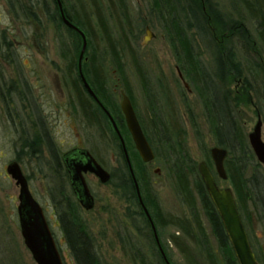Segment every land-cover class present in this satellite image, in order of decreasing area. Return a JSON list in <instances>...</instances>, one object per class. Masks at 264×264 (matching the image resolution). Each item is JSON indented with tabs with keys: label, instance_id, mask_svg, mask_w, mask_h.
<instances>
[{
	"label": "rangeland",
	"instance_id": "rangeland-1",
	"mask_svg": "<svg viewBox=\"0 0 264 264\" xmlns=\"http://www.w3.org/2000/svg\"><path fill=\"white\" fill-rule=\"evenodd\" d=\"M33 1L34 6H37L36 19L28 17L26 10L21 9L18 4L16 13H13L7 1L0 0V264H37L21 237L17 213L20 188L6 172V166L11 161L17 162L27 178L32 197L43 208L44 217L64 264L75 262L64 237L61 218L69 220L73 217L83 223L94 239L101 264H141L140 257L144 258L145 264H157L153 246L147 236L149 231L143 219L138 216L140 211L132 203L129 190L119 184V175L125 177L127 173L117 143L105 121L99 119L100 123L94 121L90 124L85 121L79 109L73 79L76 72L68 69V60L62 56L65 50L63 48L70 49L72 54L71 38L65 34L62 35L63 38L58 36L56 25L45 16L43 0ZM118 1L121 0L82 1L84 11L91 14L93 44L83 53L81 61L93 57L95 63L104 69L110 99L118 109L122 92L130 98L141 129L155 155L151 162L144 163L134 148L129 131V140L122 137L137 180L142 175L146 177L149 183L147 188L156 195L163 213L190 221L189 210L179 200L175 181L167 170L165 151L156 129L158 120L153 117L151 103L157 107V114L163 116L161 118L164 119L165 126L170 127L175 123L177 128L183 130L186 149L196 165L205 160L220 188L231 189V185L227 180L220 179L215 172L209 156V150L215 145L214 137L203 114L201 98L192 80L181 72L169 34L165 31L167 27L158 18L153 1ZM209 1L222 19L242 24L248 33L249 41L244 48L238 40V34L233 36L232 43L227 44V47L232 45L236 60L242 66L243 76L229 81L228 88L241 98L235 106V115L250 148L247 134L254 128L258 116L263 124L261 135L264 142V103L257 101L253 90L249 92L250 104L242 100L245 99V91L241 90L242 78L244 75L251 81L256 78L259 87L261 84L264 87V49L257 36L256 22L250 18L241 0ZM47 2L52 5L51 0ZM95 9L103 16L111 43L119 51L126 85L109 54L110 46H107L97 25ZM180 14L183 16L184 11L181 10ZM147 29L152 36L144 42ZM184 31L188 41L193 43L194 50L199 52L201 63L207 71L212 76L217 74L213 43L200 39L194 29ZM61 38L65 44L63 48ZM174 43H177L176 38ZM252 45L254 49L251 48ZM75 58L77 61L78 55ZM134 58L146 78L148 90L142 87L139 71L133 64ZM249 61L260 63V69L251 66ZM178 71L182 74V79ZM250 71L254 72V78ZM126 87L129 88V94L125 91ZM83 97L88 100L84 95ZM187 107L191 108L195 117V127L202 137L203 148L200 147L195 127L189 120ZM74 147L86 149L106 171L115 174L113 181L103 184L94 175L86 173V184L94 196V207L89 210L78 205L63 166L59 167L55 162V156L60 163L63 152ZM259 165L260 172L264 175V165ZM249 171L248 168L247 174ZM198 209L200 210L199 206ZM249 210L251 237L262 262L264 220L259 218L257 210L252 207ZM200 213L212 254L215 255L217 264H222L218 243L209 232L205 215L201 211ZM173 234L184 240L194 264H208L203 251L185 240L174 226L157 227L159 244L165 247L172 264H191L173 243Z\"/></svg>",
	"mask_w": 264,
	"mask_h": 264
},
{
	"label": "trees",
	"instance_id": "trees-1",
	"mask_svg": "<svg viewBox=\"0 0 264 264\" xmlns=\"http://www.w3.org/2000/svg\"><path fill=\"white\" fill-rule=\"evenodd\" d=\"M6 1L13 13H16V4H18L21 9L26 10V13L29 14L28 17L38 18L37 10H35L37 6H34L35 3L33 0ZM51 1L53 6L48 4L47 0L42 1L45 16L56 25L58 36L61 35L62 37V35L65 34L67 37L71 38L70 45L73 47L71 48L73 49L72 54L69 51L70 49L63 48L65 44L62 41L63 37L61 38L63 42L61 47L65 49L63 50L62 56L68 60V69H72L70 70L71 72H76L73 79L75 81L74 88L77 90L79 109L85 121L90 124H93L94 121L100 123V121H98L99 119L105 121L107 129L111 132L115 143H117L118 152H120L119 154L124 162L125 173L128 174H126L125 177L119 175V184H121L124 189L129 190L132 203L135 204L140 211L138 212V216L140 219H143V223L149 231L147 236H149V242L153 246V253L154 257H156L157 264H166L156 244L152 227L146 215L143 214L136 195L134 194V183L131 180L130 173H128L127 164L124 160L118 136L115 131L112 130L110 120H108L105 112L101 110L95 99H92L86 89H84L81 79H79V58L76 61L75 55L79 57L82 48V37L74 29L64 24L59 5H57V0ZM59 1L62 5L63 15L76 26L78 30H81L86 37L85 53L93 44V36L91 34L92 25H90L92 20L91 14L84 11V7L82 6L83 0ZM121 1L118 2L121 3ZM152 1L154 9L158 13V18L163 22L164 27H167L165 31L169 34L170 43H172V48L176 54L175 56L181 72L195 84L197 94L200 96L201 104L203 105V114L210 126L215 145L227 149V159L224 162V168H226L227 173L226 180L233 190L237 210H239L241 221L243 222L256 261L259 264H264V260L261 262V256L259 257V254L255 251L254 242L251 237V212L249 210L250 207L257 210L259 218L264 220V175L260 172V165L247 146L245 135L243 134L241 125H239L237 115H235V106L239 100L241 101V98L239 94H234L232 90L228 88V82L241 78L243 72L240 62L236 60V54L232 45L227 47V44L232 43L233 36L238 34L240 35L238 40L244 48L249 41V39H247V30L244 29L243 25L240 23H233L230 22V20L226 22L225 19H222L218 12L212 8L209 0ZM241 2L244 7L247 8L250 18L256 22L257 36L264 49V0H241ZM181 10L184 11L183 16L180 14ZM94 14L97 16V25H99L102 35H104L107 46H110L109 54L113 58L114 66L118 70L120 77H122L123 83L126 85L124 67L121 65L119 51L116 49L115 45L111 43L103 16L99 14V11L96 9L94 10ZM184 22L186 23L183 24ZM184 28L194 29L197 31L200 39L206 42L209 41L211 44L213 43L212 52L214 61L216 62L217 74L212 76V74L207 71L204 64L201 63L199 52H196L193 43L188 41L186 32L184 31L186 29ZM175 38L178 44L174 43ZM251 48L254 49V46L252 45ZM133 64L139 71L138 74L141 77L142 87L148 90V86L145 84L146 78L143 76L140 65L135 58L133 59ZM249 64L259 69L261 67L260 63L257 62L249 61ZM80 68H82L83 76L87 80L90 89L93 90L96 98L99 99L102 106L109 111L111 117L115 120L121 136L127 137L129 140L128 130L125 128V122L121 111L118 109L115 102L110 99V94L106 87L104 69L95 63L93 57H89L86 61H81ZM251 74L254 78L255 74L253 71H250V75ZM262 78H264V75H262ZM256 81V78L251 81L246 75L242 78L243 85L241 90L245 91V99L242 98V100H244L245 103L250 104L251 98L249 92L252 90L257 95V101L264 103V87L262 84L259 87ZM125 91L127 94L130 93L128 87L125 88ZM83 95L87 97L88 100L85 99ZM150 108L152 109L153 117L158 120L156 122V129L161 139L162 149L165 151L164 156L168 164L167 170L175 181L179 200L187 206L188 212L190 213V221L163 213L156 195L147 188L149 183L146 181V177L142 175L139 177L138 181L135 173V180L136 183H138L142 203L145 205L148 214H150L153 225H155L156 229L162 226H174L185 240L197 245L203 251V255H205L208 264H217L216 257L212 254L207 233L205 232L203 223H201V211L206 217V222H208L209 232L216 243H218L222 264H238L232 251L231 243H229L226 232L224 231L220 216L215 210L212 201H210L204 183L200 178L197 165L195 161L190 158L188 150L186 149L183 130L180 127L177 128L175 123L170 127H167V125L165 126L164 119L161 118L163 116L156 112L157 107L151 103ZM187 108L191 125L195 127V117L193 116L191 108ZM195 134L201 147L203 141L196 127ZM136 159L139 160L137 155ZM55 160L57 164L59 160L56 159V156ZM248 168L250 171L247 174ZM114 178L115 174L111 173L109 182L113 181ZM61 219L64 237L75 264H101V259L97 253V249H95L94 239L91 237L89 231H87V228L84 227L83 223L74 217L71 219L69 218V220ZM172 241L178 247L181 254L184 255L191 264H194V260L187 249L188 247L183 242L184 240L176 234H173ZM162 248L165 256H167L170 264H172L165 247L162 246ZM140 263L145 264L144 258L140 257Z\"/></svg>",
	"mask_w": 264,
	"mask_h": 264
},
{
	"label": "water",
	"instance_id": "water-1",
	"mask_svg": "<svg viewBox=\"0 0 264 264\" xmlns=\"http://www.w3.org/2000/svg\"><path fill=\"white\" fill-rule=\"evenodd\" d=\"M57 5L60 8V14L62 16L63 22L66 26L74 29L82 37V48L79 54L78 62V74L79 79H81L84 88L87 90L88 94L95 99L101 110L105 112L108 120L111 122L113 131L118 136L120 141L121 150L124 155V160L127 164L129 173L131 174L136 192L138 193L139 203L142 205L144 214H146L147 219L152 227L153 235L155 236L156 244L159 248L161 256L166 264H170L167 256H165L162 247L159 244L158 235H156L155 225H153L150 214L142 203L141 194L138 190V183H136L135 175L132 170V164L129 159L128 151H126L125 142L122 139L120 130L117 128L115 120L111 117L108 110H106L99 99L96 98L92 89H90L87 80L84 78L81 67V58L86 49V37L81 30H78L67 18L63 15L62 5L60 1L57 0ZM147 36L144 37V42H146L152 35L146 30ZM180 78L182 79V74L178 71ZM185 85V83H184ZM187 86V85H185ZM122 100L119 103V108L121 109L123 119L127 130L129 131L131 140H133L134 148L138 152L141 161L144 163H149L154 159V152L151 146L146 140L143 130L140 127L139 120L136 117L135 110L132 107L130 98L125 93H121ZM262 122L260 116H258L255 122L254 128L248 135V144L260 164L264 165V142L262 141ZM227 149L218 147L216 145L212 146L209 150V156L213 162V167L217 176L226 180L227 173L226 168H224V162L227 159ZM81 159L70 158L67 155L63 157L66 165L70 171L71 183L75 191V195L78 197L79 202L85 210L92 209L94 206L93 196L89 191V187L85 182L83 173L89 172L98 178L100 183H107L111 177V173L106 171L100 163L89 153L86 149L80 150ZM69 161V163L67 162ZM6 172L15 180V184L20 188L17 199L19 203L17 205V213L19 226L21 231V237L31 253L34 262L37 264H64L61 259L60 251L56 246V242L53 239L51 229L47 219L44 217L43 208L38 204L35 198L32 197L30 189L28 188L27 178L24 177L22 170L18 166L17 162L11 161L6 166ZM197 170L200 175L201 180L204 183L205 189L207 190L210 201H212L215 210L220 216V220L223 224L224 231L228 237L229 243H231L232 251L235 255L238 264H258L255 258V254L252 251L251 244L248 240L247 233L244 229L243 222L241 221L239 210H237L236 200L234 198L233 190L229 187L220 188L212 171L208 168L205 160H202L197 164ZM155 172H159L155 170Z\"/></svg>",
	"mask_w": 264,
	"mask_h": 264
},
{
	"label": "flooded vegetation",
	"instance_id": "flooded-vegetation-1",
	"mask_svg": "<svg viewBox=\"0 0 264 264\" xmlns=\"http://www.w3.org/2000/svg\"><path fill=\"white\" fill-rule=\"evenodd\" d=\"M82 82V81H81ZM83 85V84H82ZM84 87V86H83ZM85 89V88H84ZM87 91V90H86ZM80 150H84V149H82L81 147H74V148H72V149H70V150H68V151H65V152H63V155H62V157H61V162L59 163H57L56 165L57 166H63V170L65 171V174L68 176V183H69V186H70V189H71V192H72V194H73V196H75V199L77 200V202H78V205L80 206V207H82L81 206V204H80V202H79V199H78V197L75 195V191H74V188H73V186H72V183H71V175H70V171H69V169H68V166L66 165V163H65V160L63 159V157L65 156V155H67L68 157H70L71 159L72 158H77V159H81L82 157H81V155L79 154L80 153ZM93 156V155H92ZM96 159V158H95ZM96 161L98 162V160L96 159ZM68 163H69V161H67ZM99 163V162H98ZM100 165H101V163H100ZM102 166V165H101ZM103 167V166H102ZM128 169V168H127ZM86 173H89V172H85V173H83V175H84V179H85V175H86ZM128 173H129V170H128ZM89 174H91V173H89ZM93 175V174H92ZM131 175V174H130ZM131 180H132V177H131ZM85 182H86V180H85ZM132 182H133V180H132ZM135 187V186H134ZM135 191H134V194L136 195V198H137V200H138V203H139V199H138V193L136 192V188L134 189ZM138 190H139V188H138ZM141 194V193H140ZM91 196H93L92 194H91ZM93 200H94V196H93ZM140 204V203H139ZM140 207H141V209H142V205L140 204ZM83 209H84V207H82ZM142 212H143V209H142ZM143 214H144V212H143ZM146 215V214H145ZM147 217V216H146ZM148 220V219H147ZM149 222V221H148ZM150 224V223H149Z\"/></svg>",
	"mask_w": 264,
	"mask_h": 264
}]
</instances>
